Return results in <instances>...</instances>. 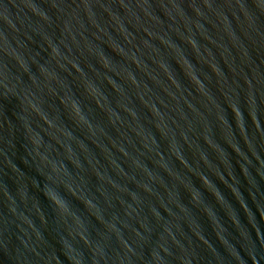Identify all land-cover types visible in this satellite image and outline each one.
<instances>
[{"label":"water","instance_id":"water-1","mask_svg":"<svg viewBox=\"0 0 264 264\" xmlns=\"http://www.w3.org/2000/svg\"><path fill=\"white\" fill-rule=\"evenodd\" d=\"M0 264H264V0H0Z\"/></svg>","mask_w":264,"mask_h":264}]
</instances>
